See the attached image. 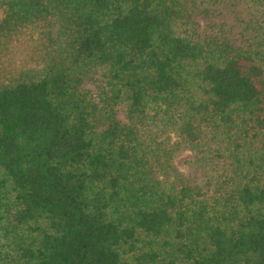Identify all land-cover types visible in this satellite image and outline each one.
Instances as JSON below:
<instances>
[{"label":"trees","instance_id":"16d2710c","mask_svg":"<svg viewBox=\"0 0 264 264\" xmlns=\"http://www.w3.org/2000/svg\"><path fill=\"white\" fill-rule=\"evenodd\" d=\"M41 26L0 85V264H264V0H0V42Z\"/></svg>","mask_w":264,"mask_h":264},{"label":"rangeland","instance_id":"374dc122","mask_svg":"<svg viewBox=\"0 0 264 264\" xmlns=\"http://www.w3.org/2000/svg\"><path fill=\"white\" fill-rule=\"evenodd\" d=\"M44 27L26 28L0 42V85L18 78L20 74L40 70L46 54ZM91 90L92 87L87 85ZM93 92H97L92 88ZM123 107H117L123 118ZM176 141L175 138L172 139ZM173 164L184 174L192 172V154L184 147L174 154Z\"/></svg>","mask_w":264,"mask_h":264}]
</instances>
